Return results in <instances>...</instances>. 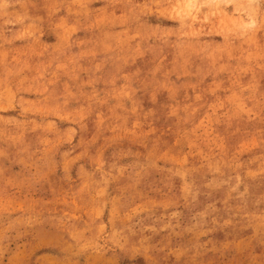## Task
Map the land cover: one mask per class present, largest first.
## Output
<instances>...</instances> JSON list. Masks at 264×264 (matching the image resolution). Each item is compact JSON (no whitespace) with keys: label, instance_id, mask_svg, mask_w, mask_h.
I'll return each instance as SVG.
<instances>
[{"label":"rangeland","instance_id":"374dc122","mask_svg":"<svg viewBox=\"0 0 264 264\" xmlns=\"http://www.w3.org/2000/svg\"><path fill=\"white\" fill-rule=\"evenodd\" d=\"M0 264H264V0H0Z\"/></svg>","mask_w":264,"mask_h":264},{"label":"bare ground","instance_id":"6f19581e","mask_svg":"<svg viewBox=\"0 0 264 264\" xmlns=\"http://www.w3.org/2000/svg\"><path fill=\"white\" fill-rule=\"evenodd\" d=\"M207 1H209V2L211 1V3H212V2H214V1H219V0H207ZM204 2H205V1H204ZM207 3H208V2H207ZM217 7H218V6H217Z\"/></svg>","mask_w":264,"mask_h":264}]
</instances>
